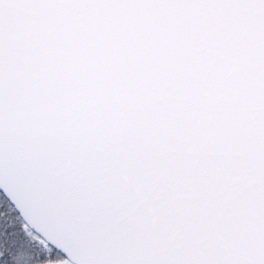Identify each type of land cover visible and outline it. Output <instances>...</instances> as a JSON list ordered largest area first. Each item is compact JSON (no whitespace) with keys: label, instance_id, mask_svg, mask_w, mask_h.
Returning <instances> with one entry per match:
<instances>
[{"label":"snow or ice","instance_id":"6c2138e0","mask_svg":"<svg viewBox=\"0 0 264 264\" xmlns=\"http://www.w3.org/2000/svg\"><path fill=\"white\" fill-rule=\"evenodd\" d=\"M0 264H264V0H0Z\"/></svg>","mask_w":264,"mask_h":264}]
</instances>
